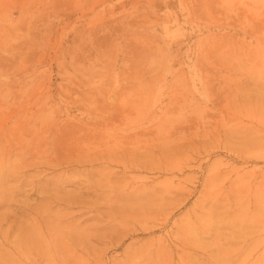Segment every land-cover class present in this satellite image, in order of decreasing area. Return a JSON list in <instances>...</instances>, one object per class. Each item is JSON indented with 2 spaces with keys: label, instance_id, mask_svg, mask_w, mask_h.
Segmentation results:
<instances>
[{
  "label": "rangeland",
  "instance_id": "1",
  "mask_svg": "<svg viewBox=\"0 0 264 264\" xmlns=\"http://www.w3.org/2000/svg\"><path fill=\"white\" fill-rule=\"evenodd\" d=\"M0 264H264V0H0Z\"/></svg>",
  "mask_w": 264,
  "mask_h": 264
},
{
  "label": "bare ground",
  "instance_id": "2",
  "mask_svg": "<svg viewBox=\"0 0 264 264\" xmlns=\"http://www.w3.org/2000/svg\"><path fill=\"white\" fill-rule=\"evenodd\" d=\"M62 128V127H61ZM191 255V254H190ZM221 257V256H220ZM216 259H218V258H216ZM221 261V260H220ZM229 263V262H228Z\"/></svg>",
  "mask_w": 264,
  "mask_h": 264
}]
</instances>
